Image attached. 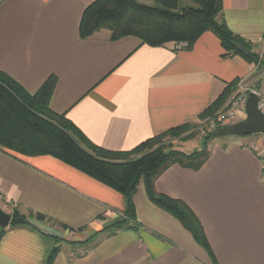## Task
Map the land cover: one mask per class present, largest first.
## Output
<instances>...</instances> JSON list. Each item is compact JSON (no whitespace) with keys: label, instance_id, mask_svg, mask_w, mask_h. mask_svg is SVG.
<instances>
[{"label":"crops","instance_id":"crops-1","mask_svg":"<svg viewBox=\"0 0 264 264\" xmlns=\"http://www.w3.org/2000/svg\"><path fill=\"white\" fill-rule=\"evenodd\" d=\"M93 1L0 0V70L30 93L54 75L50 107L100 147L131 150L172 127L201 123L228 85L255 78L258 62L224 56L211 31L190 48L150 46L133 35L113 40L107 29L84 39L81 20ZM222 2L218 18L261 58L264 0ZM261 75L256 89L264 95ZM246 116L243 106L235 121ZM209 149L198 170L165 169L155 190L194 211L218 264H264V133ZM0 193L9 213L24 219L5 227L0 264H46L56 246L53 264H213L191 231L151 201L144 183L134 195L135 219L107 232L126 218L121 192L51 155L0 146Z\"/></svg>","mask_w":264,"mask_h":264},{"label":"trees","instance_id":"trees-1","mask_svg":"<svg viewBox=\"0 0 264 264\" xmlns=\"http://www.w3.org/2000/svg\"><path fill=\"white\" fill-rule=\"evenodd\" d=\"M181 1L155 0L150 4L141 0H95L83 13L81 37L86 39L99 30L107 29L113 40L133 35L142 44L150 46L187 42L190 48L204 32L211 31L221 40L224 56L240 55L258 62L251 45L218 18L223 0H188L191 4L183 7L180 6ZM238 43L246 46L250 54L242 52L237 47ZM55 83L56 77L50 76L36 93H30L0 70V146L22 155H51L121 192L126 199V218L115 222L109 229L128 227V220L135 219L134 195L139 185L144 183L151 201L178 218L209 252L213 264H218L194 211L183 200L157 192L154 184L157 177L173 164L200 169L210 155L207 145L225 136L216 133L215 129L204 136L202 149L191 153L176 150L166 141L192 126L185 123L146 139L131 150L106 149L91 142L66 113H58L50 107ZM236 83L235 80L228 85L201 113V120L207 122L214 116ZM256 88H260L259 82ZM38 217L44 218L43 215ZM4 232L5 228H0V239ZM59 251V246L54 247L46 264H53Z\"/></svg>","mask_w":264,"mask_h":264},{"label":"rangeland","instance_id":"rangeland-1","mask_svg":"<svg viewBox=\"0 0 264 264\" xmlns=\"http://www.w3.org/2000/svg\"><path fill=\"white\" fill-rule=\"evenodd\" d=\"M188 4H191V2H189L188 0H183V1H181L180 6L183 7V6H186ZM260 54H261V58L258 57L259 61L257 63L258 64V70H257V73H255L256 76L255 75L252 76L253 78L254 77L255 78L254 79H251L250 81L245 80V82H243L244 84H246V87L251 88V89H254V90H256V86H257V84L259 82L258 79H260V76L258 77L257 74L258 73L259 74L261 73L262 74L261 75V78L264 77V45H262V47H261V52L259 53V55ZM235 85L233 86V90H234V88H236ZM233 90H232V92H233ZM232 92H231V95H232ZM230 96H229V98H230ZM224 103L215 112L214 116L212 117L213 119L210 118L209 120H207V122L205 120H202L201 123H200V121L197 122V123H194L192 126L188 127V129L185 132L181 133L177 137H173V138H169L168 137L167 138V141H166V144L169 143L170 146H172L174 149L181 150V151H184L186 153H191L194 150H200V149H202L203 148V142H204V136L207 133H209L210 131L214 130L212 128H216V127H212L213 125H211L210 120L211 119L212 120H217L218 119V116L220 114H222L223 112H225ZM236 119H237V117L231 118L230 121H233V120L235 121ZM216 123L220 124L219 123V120ZM249 136L250 135H245V136H240V137L231 136L229 138H224L222 140L218 139L217 142H215V143H221V145H223L225 143H228L231 140H239L240 141L243 138H247ZM215 143L210 142L207 145V148H210L212 145H215ZM6 205H7V199L5 198V196L3 194L0 193V208L2 210H4L5 212H8L9 213V206H6ZM18 216L19 215L15 214L12 217L13 218H20ZM121 217L122 216L119 215V218H121ZM121 219H123V218H121ZM0 228H2V227H0ZM114 229H117V228H110L107 232H112Z\"/></svg>","mask_w":264,"mask_h":264},{"label":"water","instance_id":"water-1","mask_svg":"<svg viewBox=\"0 0 264 264\" xmlns=\"http://www.w3.org/2000/svg\"><path fill=\"white\" fill-rule=\"evenodd\" d=\"M237 47L246 55L250 54V50L241 43ZM259 96L256 92L251 91L246 101L247 116L243 120L233 122L228 125L218 127L215 132L219 133L225 138L231 136H245L264 133V114L258 107ZM23 218H13L8 212L0 208V226L7 227L10 224H22Z\"/></svg>","mask_w":264,"mask_h":264},{"label":"built area","instance_id":"built-area-1","mask_svg":"<svg viewBox=\"0 0 264 264\" xmlns=\"http://www.w3.org/2000/svg\"><path fill=\"white\" fill-rule=\"evenodd\" d=\"M187 46H188L187 42H180L176 44L177 48H185ZM243 82H245V80L242 79L236 83L235 85L236 88H234L232 95L224 103L225 112L220 114L217 120H212L213 118L210 120L211 125H213L212 127H216L212 129L215 130L220 126L233 123L234 120L230 121V119L237 117V113L239 109H241L243 106H246V101L251 91H254L258 94L259 96L258 107L264 114V95L258 92L257 89L256 91L254 89L246 87V84H244ZM218 120L220 124L216 123ZM262 173L264 177V159L262 160Z\"/></svg>","mask_w":264,"mask_h":264}]
</instances>
